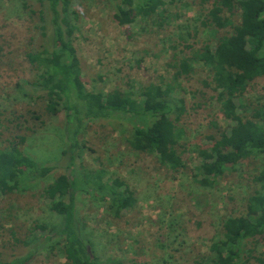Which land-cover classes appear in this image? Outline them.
<instances>
[{
  "label": "rangeland",
  "instance_id": "rangeland-1",
  "mask_svg": "<svg viewBox=\"0 0 264 264\" xmlns=\"http://www.w3.org/2000/svg\"><path fill=\"white\" fill-rule=\"evenodd\" d=\"M72 1L79 29L73 43L88 91L119 90L141 99L142 88L158 84L170 88L171 95L186 107L176 125L182 136L176 149L184 163L176 173L154 155L127 146L125 138L135 120L122 117L118 122L86 123V148L75 163L77 170L102 169L107 178L118 176L134 192L135 204L114 218L104 203L79 191L76 209L82 234L102 262L201 264L210 244L220 237L223 221L245 214L246 200L257 189L254 177L264 171L260 161L248 160L211 188L197 183L198 151L208 149L220 132L228 134L234 125L219 111L210 67L197 57L205 48L212 51L218 38L228 32H216L208 21L206 11L212 0H163L164 6L153 17H138L126 26L112 19L114 1ZM45 10L44 0H0V150L24 137L20 148L27 156L37 164L55 167L46 179L31 180L25 191L0 196V262L16 261L27 251L14 243L11 232L23 240L35 223L50 228L60 222L40 194L68 173L67 151L72 142L64 115L45 113L42 93L33 88L39 70L27 58L49 47L50 26L39 18ZM183 58L191 63L188 75L178 70ZM248 97L264 104V78L254 83ZM254 250L255 256L260 254L263 244ZM28 264H67L62 242L52 239Z\"/></svg>",
  "mask_w": 264,
  "mask_h": 264
},
{
  "label": "trees",
  "instance_id": "trees-1",
  "mask_svg": "<svg viewBox=\"0 0 264 264\" xmlns=\"http://www.w3.org/2000/svg\"><path fill=\"white\" fill-rule=\"evenodd\" d=\"M111 1L116 5L112 19L119 26L130 25L138 17L151 18L164 6L163 0ZM44 2L46 10L39 13V18L50 26L49 47L28 54L27 58L39 70L33 88L42 93L45 113L52 117L64 115L65 131L72 142L67 151L68 173L54 179L40 194L60 222L50 228L35 223L23 240L11 232L14 243L27 251L16 261L0 264H28L52 239L62 242L67 264H147L102 262L96 256L77 219L78 192L104 203L114 218L133 208L134 192L118 176L107 178L102 169L78 171L75 163L86 148L83 139L86 123L118 122L125 117L136 123L125 138L127 146L135 152L154 155L161 165L179 172L184 163L176 149L182 138L176 125L186 113V107L171 95L170 88L158 84L142 88L141 99L119 90L88 91L81 79L73 43L79 30L73 1ZM22 5L26 8L24 1ZM206 16L216 32L228 34L218 38L212 51L205 48L197 58L211 69L221 115L234 122L228 134L220 132L208 149L198 151L201 163L197 183L211 188L226 172L243 162L258 160L264 164V104L259 99L253 103L248 97L254 83L264 78V0H212ZM41 29L47 31L44 26ZM178 70L181 75H188L192 70L190 61L183 58ZM32 116L41 120L39 115L32 113ZM213 128L218 129V125L213 124ZM24 141V137H19L0 150V196L23 192L31 180L46 179L55 169L37 164L27 156L20 148ZM254 182L257 189L246 200L245 214L223 221L220 237L210 244L208 254L200 259L201 264H264V251L254 255L256 246L264 247V171L254 177Z\"/></svg>",
  "mask_w": 264,
  "mask_h": 264
}]
</instances>
